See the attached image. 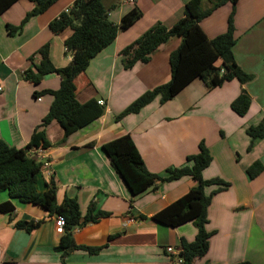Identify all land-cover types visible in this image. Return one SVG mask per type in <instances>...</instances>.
Segmentation results:
<instances>
[{"label": "crops", "instance_id": "crops-1", "mask_svg": "<svg viewBox=\"0 0 264 264\" xmlns=\"http://www.w3.org/2000/svg\"><path fill=\"white\" fill-rule=\"evenodd\" d=\"M75 1L59 0L25 23L34 9L30 0H18L0 14V140L11 148L26 150L42 164L37 183L40 193L47 192L52 181L59 203L64 198L75 200L83 217L91 204L94 213L105 214L97 223L74 232L77 245L104 248L96 255L74 250L62 259L57 215L13 201L15 212L0 214V264H172L166 249H181L183 240L193 242L197 229L192 223L171 227L153 218L197 182L184 177L133 196L103 150L104 145L125 135L135 143L147 170L159 176H165L168 169L184 167L187 157L197 154L204 142L212 156L204 180L219 178L230 186L212 196L209 252L195 264H264V170L255 179L247 172L256 162L264 166V139L252 141L246 133L264 118V0H239L236 9L233 54L250 81L242 85L234 80L208 90L196 79L169 101L161 104L158 97L139 113L121 119L117 118L140 96L170 82V56L182 40L171 38L147 63L138 62L129 69L122 51L157 24L174 26L184 17L190 0H102L108 20L119 32L113 44L75 79V86L79 103L102 100L105 111L61 142L62 128L56 122L43 123L54 96L41 94L58 91L61 78L49 74L34 85L25 73L36 71L45 45L56 68L70 65L72 56L64 43L73 30L54 35L49 25ZM231 10L228 4L215 11L190 31L188 39L201 32L209 39L225 33ZM9 26L21 30L11 35ZM242 91L252 101L243 117L231 109ZM214 190L209 187L207 193ZM7 200V193H0V203ZM32 221L39 226L31 232L15 226Z\"/></svg>", "mask_w": 264, "mask_h": 264}, {"label": "trees", "instance_id": "trees-1", "mask_svg": "<svg viewBox=\"0 0 264 264\" xmlns=\"http://www.w3.org/2000/svg\"><path fill=\"white\" fill-rule=\"evenodd\" d=\"M18 0H0V14ZM34 9L27 14L25 21L43 14L59 0H30ZM239 0H190L185 7V15L171 28L157 24L138 40L122 51L125 57V68H132L136 63H147L149 57L161 45L171 38L179 37L182 42L170 56L171 80L166 85L159 86L140 96L129 105L117 119L139 113L147 105L160 97L161 104L169 101L194 80L200 79L208 90L222 87L224 84L237 80L242 85L251 80L237 65L233 47L237 42L235 16ZM205 4L207 7L205 8ZM231 4L232 10L227 21L225 33L209 39L201 32L193 40H189L190 31L209 18L215 11ZM49 28L54 35H59L71 28L73 34L64 45L66 52L72 56V62L65 68H56L50 58V48L45 45L40 50L42 62L36 71H27L25 78L39 85L49 74L61 78L58 91H43L50 93L54 102L49 113L44 118V125L56 122L63 130L64 142L71 134L99 119L105 107L96 99L87 103H79L76 95L75 79L84 73L91 61L105 48L116 40L119 27L108 20V12L102 0H76L69 12L62 13L52 21ZM21 27L9 26V33L15 34ZM252 106L251 97L246 91L231 104V109L237 115L245 116ZM252 141L264 139V118L257 126H250L246 131ZM34 138V137H33ZM113 169L120 175L133 196H139L149 190H157L159 183L177 181L191 177L197 185L182 198L166 207L154 216V220L171 227L192 223L197 229L193 242L182 241L181 257L184 264H195V260L204 258L209 252L210 239L213 233L207 230L209 223V207L212 196L225 191L230 185L215 178L204 180L203 172L211 165L212 156L204 142L199 144V152L187 157V164L181 168H171L165 176L150 173L129 135H125L103 146ZM42 164L31 158L26 150L11 148L0 140V193H7L10 200L0 203V214L11 215L15 212V202L32 204L45 209L50 215L62 216L66 220L64 233L59 241L62 259L69 252L80 250L90 255L99 254L104 247L79 246L75 243L74 232L88 224L97 223L104 213H94V204L83 217L75 200L64 198L57 200L56 186L50 182L47 192L37 190ZM264 170L260 162L248 168V175L255 179ZM215 190L207 193V188ZM16 228L31 232L39 223L18 222ZM112 239V237L110 238ZM238 264H252L241 262Z\"/></svg>", "mask_w": 264, "mask_h": 264}, {"label": "built area", "instance_id": "built-area-1", "mask_svg": "<svg viewBox=\"0 0 264 264\" xmlns=\"http://www.w3.org/2000/svg\"><path fill=\"white\" fill-rule=\"evenodd\" d=\"M129 3H134L136 0H127ZM66 12H69L67 10ZM0 91H2V88H0ZM98 104L102 107H105V103L102 100H98ZM55 226H56V232L59 235H62L64 233V229L66 226V220L62 216H57L55 220ZM167 254L171 256L172 264H184V259L181 257L182 248L175 250L172 247H168L166 249Z\"/></svg>", "mask_w": 264, "mask_h": 264}]
</instances>
